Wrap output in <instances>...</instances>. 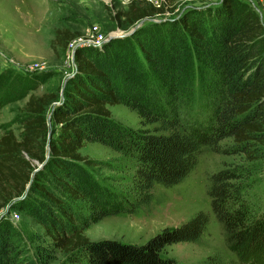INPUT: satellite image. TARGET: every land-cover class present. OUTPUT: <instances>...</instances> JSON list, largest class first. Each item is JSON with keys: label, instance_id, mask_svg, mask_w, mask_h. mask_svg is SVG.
I'll list each match as a JSON object with an SVG mask.
<instances>
[{"label": "trees", "instance_id": "obj_1", "mask_svg": "<svg viewBox=\"0 0 264 264\" xmlns=\"http://www.w3.org/2000/svg\"><path fill=\"white\" fill-rule=\"evenodd\" d=\"M176 1L154 6L149 0H128L126 9L113 18L132 27L163 14ZM146 28H137L130 38L144 56L146 69L129 48L79 45L73 57L75 71L60 96L29 95L20 134L8 129L0 136V210L12 203L10 208L33 217L53 249L67 254L61 264H184L161 255V250L197 240L209 222L208 211L162 228L143 244L94 241L83 230L104 216L133 213L149 203L155 184L180 183L208 147L253 162L208 174L206 193L227 245L243 260L264 264L260 16L247 0H219ZM77 37L78 32L59 28L50 44L54 51L66 49ZM56 100L48 123L46 108ZM116 104L136 111L142 125L152 128L117 122L109 109ZM229 139L231 144L221 145ZM87 142L120 153L134 168L128 194L110 190L88 171L86 166L97 163L80 153ZM259 180L263 183L257 196L252 189ZM18 256L9 226L1 225L0 264H19Z\"/></svg>", "mask_w": 264, "mask_h": 264}, {"label": "rangeland", "instance_id": "obj_2", "mask_svg": "<svg viewBox=\"0 0 264 264\" xmlns=\"http://www.w3.org/2000/svg\"><path fill=\"white\" fill-rule=\"evenodd\" d=\"M149 1L154 6H160L163 0ZM218 1L177 0L175 6L168 9L166 6V12L155 15L153 20L145 19L138 28H149L151 23L159 24L165 18L177 17L188 8L200 9ZM247 1L253 4L252 7L259 16L263 15L264 24V6L257 0ZM127 2L128 0H0V136L8 129L16 135L20 134L25 102L29 95L50 92L60 96L64 81L66 80V84L75 71L72 51L80 41L102 50L109 48V44L112 48H129L135 55L134 59L137 58L146 69L144 56L130 40L132 33L118 36L131 29V26L113 18L117 12L126 9ZM59 28L76 31L78 37L66 49L57 48L54 51L50 42L55 30ZM124 51L128 53L127 50ZM54 102L58 100L47 106L46 116L51 114ZM109 109L111 117L125 126L135 129L152 128V125L143 126L139 114L125 104L111 105ZM225 144H231V140L221 143ZM80 153L97 163L86 168L100 184L121 194L131 191L134 168L120 153L98 142L85 143ZM242 164L250 165L253 162H249L241 154H224L204 147L197 164L180 183L168 187L155 184L149 203L138 207L133 213L104 216L88 225L83 233L94 241L112 239L123 243L143 244L162 228L178 226L198 211H208L209 222L197 240L166 245L161 250V255L184 264H251L227 245L224 230L210 211V199L206 193L208 174L228 165ZM262 183L259 180L252 189L257 196L261 194ZM0 222V226H9L11 241L19 250L17 263L61 264L67 256L66 253L53 249L43 227L25 212L6 206L0 210ZM253 253L258 255L257 248Z\"/></svg>", "mask_w": 264, "mask_h": 264}, {"label": "water", "instance_id": "obj_3", "mask_svg": "<svg viewBox=\"0 0 264 264\" xmlns=\"http://www.w3.org/2000/svg\"><path fill=\"white\" fill-rule=\"evenodd\" d=\"M148 20H153V19H148ZM145 21V19H142V20H140L139 22H137L134 26H132L131 27V29L129 30V31H127V32H125V33H123V34H120V35H118V36H125V35H129V34H131V33H133L143 22ZM117 35V34H116ZM74 52H75V48H74V50L72 51V59H73V57H74ZM65 82H66V80L64 81V84H63V87H64V85H65ZM62 87V88H63ZM57 104V102H54L53 103V105H52V110L54 109V107H55V105ZM50 117H51V114H49L48 116H47V120H48V123H50ZM50 135H51V131H49L48 132V136H47V139H48V141H49V138H50ZM49 155V145H48V143H47V153H46V156H48ZM42 166V164H39V166H38V168H40ZM37 168V169H38ZM36 169V170H37ZM12 203H10L7 207L9 208L10 207V205H11Z\"/></svg>", "mask_w": 264, "mask_h": 264}, {"label": "built area", "instance_id": "obj_4", "mask_svg": "<svg viewBox=\"0 0 264 264\" xmlns=\"http://www.w3.org/2000/svg\"><path fill=\"white\" fill-rule=\"evenodd\" d=\"M257 1H259L263 6H264V0H257ZM251 3H252V1H250ZM251 5H253V4H251ZM262 14H260V19H261V21H262V23H263V20H262ZM264 25V24H263ZM84 44V42H82V41H80V42H78V46L79 45H83Z\"/></svg>", "mask_w": 264, "mask_h": 264}]
</instances>
